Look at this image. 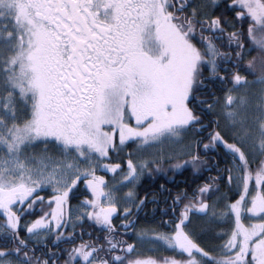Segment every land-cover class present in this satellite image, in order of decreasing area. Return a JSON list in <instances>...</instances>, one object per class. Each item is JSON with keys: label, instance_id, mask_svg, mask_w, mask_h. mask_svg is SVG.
<instances>
[{"label": "snow or ice", "instance_id": "obj_1", "mask_svg": "<svg viewBox=\"0 0 264 264\" xmlns=\"http://www.w3.org/2000/svg\"><path fill=\"white\" fill-rule=\"evenodd\" d=\"M0 264H264V0H0Z\"/></svg>", "mask_w": 264, "mask_h": 264}, {"label": "trees", "instance_id": "obj_2", "mask_svg": "<svg viewBox=\"0 0 264 264\" xmlns=\"http://www.w3.org/2000/svg\"><path fill=\"white\" fill-rule=\"evenodd\" d=\"M205 174H206V173H205ZM169 176H172V173H171V172H169ZM188 177H189L188 172H183V173H182V172L178 171V172L174 175L173 179L175 180V182H176L177 184L183 185V183L185 182L186 179H188ZM163 182H164V178H161V179L156 183L155 187L158 188L159 183H163ZM169 186L173 188V191H175V185H173V184H169ZM145 187H147V185H145ZM151 190H152V189H149V191H151ZM141 194H143V193H141ZM149 207L151 208L152 206L150 205Z\"/></svg>", "mask_w": 264, "mask_h": 264}, {"label": "flooded vegetation", "instance_id": "obj_3", "mask_svg": "<svg viewBox=\"0 0 264 264\" xmlns=\"http://www.w3.org/2000/svg\"><path fill=\"white\" fill-rule=\"evenodd\" d=\"M190 171H191V170L189 169V171H188V174H189V175H190ZM205 175H207V173H206Z\"/></svg>", "mask_w": 264, "mask_h": 264}]
</instances>
